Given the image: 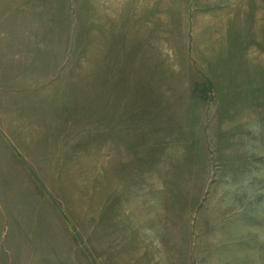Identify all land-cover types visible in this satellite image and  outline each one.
Masks as SVG:
<instances>
[{
    "label": "rangeland",
    "instance_id": "374dc122",
    "mask_svg": "<svg viewBox=\"0 0 264 264\" xmlns=\"http://www.w3.org/2000/svg\"><path fill=\"white\" fill-rule=\"evenodd\" d=\"M0 264H264V0H0Z\"/></svg>",
    "mask_w": 264,
    "mask_h": 264
}]
</instances>
